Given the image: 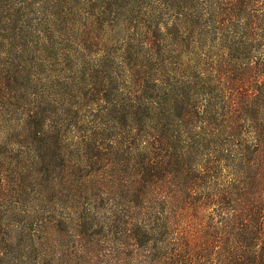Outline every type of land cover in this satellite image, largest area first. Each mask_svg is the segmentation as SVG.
I'll return each instance as SVG.
<instances>
[{
  "label": "rangeland",
  "instance_id": "obj_1",
  "mask_svg": "<svg viewBox=\"0 0 264 264\" xmlns=\"http://www.w3.org/2000/svg\"><path fill=\"white\" fill-rule=\"evenodd\" d=\"M245 1L0 0V264L227 255L216 228L264 209V136L241 100L264 87V69L244 67L264 62V0ZM249 30L257 51L230 46ZM163 127L181 138L184 186L174 170L143 195ZM242 143L256 153L243 165L226 157ZM232 231L229 246L244 248Z\"/></svg>",
  "mask_w": 264,
  "mask_h": 264
},
{
  "label": "trees",
  "instance_id": "obj_2",
  "mask_svg": "<svg viewBox=\"0 0 264 264\" xmlns=\"http://www.w3.org/2000/svg\"><path fill=\"white\" fill-rule=\"evenodd\" d=\"M235 2H237L239 4L238 9L241 10V7L245 6L247 4V2L245 0H235ZM233 8V12L236 11L237 7L236 5ZM244 8V7H243ZM251 30V29H250ZM249 32L248 37L249 41L247 43H244L245 40L242 41H238L237 39H235V41H233V44H231V47H236V45H245L247 50L251 51H257L259 49V47L262 45L260 43V41H258L255 38V33L254 32ZM247 37V36H246ZM245 37V39H246ZM262 41H264V37H262ZM237 40V41H236ZM240 48L238 50L235 51H239ZM250 64H245L244 67L249 70H251V74L256 75L257 71H263L264 69V62H262L260 64V68H249ZM231 82H234V79H231ZM237 82H239V79L237 80ZM231 90V88H229ZM252 91H255L256 96L258 97L257 99H255L254 101H248V97L243 96V98L241 99L242 101H244V111L242 114H244L246 117H250V118H255L257 120L258 123V132L261 133L262 136H264V120H261L262 117V113L264 112V87H259L258 85H254ZM248 104H245V103ZM231 108V107H230ZM235 118H233L232 120H234ZM157 132V136H155L154 139H152V147L155 148L158 147L159 149L156 150V153H154L155 155H157L159 158L158 160L160 162L156 163L154 165V163H148L146 165V167H144V175L143 176L145 179L141 180L140 182H138V188L140 190V192L143 195H147L146 193L144 194L143 191L144 190H148L150 183L153 184L154 182L152 181L154 178H157L158 176L162 177L165 176V174L169 173L170 171H176L178 174L177 176L175 175L174 178L178 180L179 183V187H183V182L185 181V174L183 172V170L180 169H175V167H173L174 164H176V167L178 168L179 165L181 163H183L186 159L185 154L182 153L180 151V149L182 148V141L180 137H175L174 133L172 132V130L170 129H166L165 127L159 129ZM234 138H240V134L238 133V131H234ZM155 143V144H154ZM233 143H235V140L233 141ZM241 149L239 151H234V150H230L229 152H227V159L234 161L235 158L237 157V154L240 155V164L243 165L248 164L249 162H251L252 158H254L253 156H256L255 154L257 153L259 155V153H263V150H260L261 148H259L256 153L253 152L252 153V148L247 146L246 144H240ZM223 149V147H222ZM223 150H221L222 152ZM264 162V160H263ZM178 164V165H177ZM264 164V163H263ZM249 170V169H248ZM251 170V169H250ZM249 170V171H250ZM166 177V176H165ZM164 177V178H165ZM192 177V178H191ZM188 178H191L194 180L193 175L191 176V174H188ZM158 179V178H157ZM195 181H204V177H197L195 175ZM185 188V187H184ZM182 192H184L186 195L187 194V189H185L184 191L182 190ZM227 195H229L228 193H226ZM233 194V193H232ZM232 196V195H231ZM237 195H233V197H236ZM229 197H224V194L222 195L221 198V204L223 206H226L227 204H229ZM182 201V200H181ZM178 201V202H181ZM238 201V200H236ZM235 201V202H236ZM241 201V199H240ZM238 201V202H240ZM235 212H238L236 210H234ZM249 214L246 215L244 214V218L248 219L250 222L249 226H246L247 228H240L238 225H240V221L242 219H244L241 216L242 211H239L238 214H236L235 216L233 215L232 217H230V219L224 220L222 221V225H224V227H220V228H216V235H225L226 237H230L231 240H225L224 243L226 244V248L224 249L225 253L227 255H219L216 258V264H264V248L261 249V251H256V247H255V243L257 241L260 240V236H263V240L262 243L264 244V224H262V222L264 221V209L262 205H259L258 202L252 204V208L251 210L248 211ZM251 222L253 223L251 225ZM253 229L257 232H254ZM232 230H240L242 231V233H237V236L239 237V241L238 243L243 244L244 248H231L229 245L233 242L232 240V233L234 231ZM216 236V238H217ZM236 244H238L235 241ZM238 252L240 255H233L236 252ZM210 254V251H204ZM235 252V253H233ZM258 254H262V255H258ZM211 255V254H210ZM178 261L173 260V264H177ZM207 263V262H206ZM184 264H188V261H184ZM209 264V261L208 263Z\"/></svg>",
  "mask_w": 264,
  "mask_h": 264
}]
</instances>
